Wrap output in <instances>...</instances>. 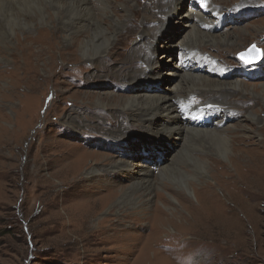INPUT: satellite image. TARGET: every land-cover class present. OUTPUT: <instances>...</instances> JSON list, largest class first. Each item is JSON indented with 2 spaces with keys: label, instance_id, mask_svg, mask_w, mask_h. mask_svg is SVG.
<instances>
[{
  "label": "rangeland",
  "instance_id": "rangeland-1",
  "mask_svg": "<svg viewBox=\"0 0 264 264\" xmlns=\"http://www.w3.org/2000/svg\"><path fill=\"white\" fill-rule=\"evenodd\" d=\"M44 1V9L33 7L22 12L33 18L44 15L52 27L58 22L57 4ZM136 3L131 5L135 8ZM122 5L120 1L117 11L125 17L131 15L130 10L122 11ZM174 6L171 2L165 7L149 5V13L139 22L147 17L158 19L159 31L134 35L135 47L149 41L162 45L173 39L176 43L196 42L203 56L211 59L210 68L196 66L191 59L193 75L180 70L178 76L137 78L135 69L146 70V64L139 62V68L136 64L132 68L127 60L128 56L132 60L130 54L102 69L90 65L77 49L63 54L57 51L51 71L45 67L47 60H42L26 72L10 67L5 73L0 84L10 91H6L7 100L0 99L9 118L0 133V264H264V167H256L260 172L247 179H214L212 174L226 168L219 163L215 170L212 159L229 163L231 143L227 154L221 152L222 141L205 133H189L185 142L173 135L152 144V139L140 135L145 128L129 117L123 125L111 124L113 112L129 108H122L129 94L173 95L177 85L187 81L191 101L197 104L203 103L209 92L235 90L236 96L226 101H212L234 115L228 130L235 127L239 133L240 126L247 127L248 137L240 139L241 147H259L264 136L259 128L264 127V120L253 125L243 112L231 109L248 106L264 119V0H183L179 11L186 15L185 20L166 26ZM61 10L64 15L72 11L70 7ZM199 13L206 16L205 30L212 32V38L193 34L191 24ZM41 19L34 21L33 34L37 26L44 25ZM16 28L10 44L0 32L1 70L12 61L17 35L23 37L27 32ZM162 29L166 32L159 35ZM60 40L66 43L63 37ZM230 45L235 46L228 48ZM252 45L263 54L255 64L246 56ZM173 53L179 62L185 55L179 46ZM155 55L160 61L167 59L161 58L162 50ZM236 82L244 86L235 88L232 84ZM217 119L210 117L199 124H213ZM122 128L123 134L128 133L125 140L116 135ZM238 135L244 134L241 131ZM104 154L107 158L96 162L97 155ZM80 156L89 157L85 169L99 163L109 169L110 176L70 174L72 161ZM119 159L130 160L133 175H141L143 167L152 171L153 188L145 208L130 204L129 193L135 192L131 178L111 164ZM156 163H164L166 168L160 169ZM120 188L124 190L105 207L92 210L90 217L81 208ZM179 193L187 196L194 208H182L180 203L190 204ZM160 194L168 199H163L166 204L159 200ZM200 201L211 210H204ZM157 205L174 218L171 223H166V215Z\"/></svg>",
  "mask_w": 264,
  "mask_h": 264
},
{
  "label": "bare ground",
  "instance_id": "bare-ground-1",
  "mask_svg": "<svg viewBox=\"0 0 264 264\" xmlns=\"http://www.w3.org/2000/svg\"><path fill=\"white\" fill-rule=\"evenodd\" d=\"M53 1L57 4L56 14H58V22L54 23L52 27H49V19L43 17V14V16L38 15L36 18H33L25 16V13L22 12L33 7H37L39 10H41V8L44 9V0H0V32L3 34L6 43H11V36L17 32L16 27H22L27 30L23 37L17 35V44L14 47V51L11 53L12 61L10 64H7L4 69H0V83L5 78V73L11 70L10 67L20 68L26 72L28 67H37L40 61L47 60L45 62V67L47 70L50 68L51 71L52 66L55 64L57 51L63 54L68 50L76 51L77 49L80 50L84 57H86V61H89L90 65L102 69L110 68L123 60L127 54H130L132 60H130V56H128L127 60L131 62L132 68L135 64L136 67L139 68V62L143 65L146 64V70L135 69L134 76L137 78H144L147 75L156 78H163L167 75L178 76L180 75V70H184L188 75H193L192 72H190L192 66L189 61L191 59L193 62L198 63L196 66L206 65L210 68L212 65L211 59L203 56L205 53L200 50V47H197L196 42L185 43L183 41L176 43L173 39L168 40L166 44L164 43L162 45H153V43L150 44L149 41L148 43L143 42L135 47L136 42L134 41V35L139 34L142 36L144 31L153 35L157 34L159 31L158 19L154 20L152 17H147L146 19L142 18V21L139 22L141 16H147V13H149V5L158 3L165 7L170 2L175 3L173 14L170 15L166 22V26H169L171 22L177 21L181 23L185 20L184 18L186 15L179 11L182 7L183 0H146L147 3L145 5L140 4L138 2L139 0ZM120 1L123 3V7H120L122 8V11L130 10L131 15L125 17L124 14H120L117 11ZM133 1H137L135 8L131 5ZM64 7H70V10L72 11H66L67 15H64V12L61 10ZM48 10L50 9H46V12ZM20 11L24 15L21 14ZM41 17L43 18L44 25L37 26L35 34H33L32 28L35 25L34 21H41ZM204 20H206V16L200 13L197 14L196 22L191 24V28H193L192 31H194L193 34H196L197 36L211 37L213 34H211L212 32L205 30L207 24L205 25ZM147 27L150 29H147ZM165 32L166 29H162L159 35H162ZM61 37L65 39V44L60 40ZM227 40H231V38L225 39V41ZM235 45H230L228 48H233ZM178 46L181 47L185 53L180 62L175 59L176 55L173 53ZM160 50L163 51L161 58L167 57L164 61H160L161 59L158 60L156 58L155 54ZM132 52L136 55H132ZM81 62L85 65V61ZM125 62L127 61L125 60ZM181 77L183 76L181 75ZM190 85L191 84L187 81L183 82L180 86L177 85V90H174L175 94L173 95H160L156 93L142 94L135 91L123 99V103L121 102L122 108L125 109L129 106L128 109L124 111L121 110L120 113L113 112L115 119L111 124L114 126L117 124L123 125L124 118L129 117L140 127L145 128L140 135L152 139V144L163 142L164 139H171V136L173 135H176L181 141L185 142L187 134L189 133H205L208 137H216V139L222 141L223 146L221 147V152H224L225 154L229 152V143H231L232 153L229 163L225 164L218 159H212L211 164L214 166L215 170L219 167V163L222 168H226L222 170V173L217 171L212 174V178L219 179L220 177L228 176L229 178L232 177V179H247L257 175L260 172L258 171V168L264 167V136L258 142L259 147L257 146L256 149H245L244 147H241L240 139L245 140V138L248 137L247 127L240 126L241 128H239L244 135H238L241 131L238 133V128L235 127L232 128V130H228L229 121L234 115L219 103L224 112L221 113L219 104H215L216 101H212L214 98H218L222 100V102L226 101L229 97L235 95V90L209 92L205 101L201 104H197L191 101L192 93ZM232 86L237 88V86L241 87L244 85L243 83L236 82V84H232ZM232 86L228 85L227 87L230 88ZM6 91L9 92L10 89L8 87L3 89L0 84V99L3 101L7 100L5 98L7 96ZM142 97L145 98V101L140 100ZM3 109L4 105L0 103V133L4 130L3 122H6L5 119H9L3 112ZM231 110L232 112L235 111V113L243 112L253 125H257L264 120L261 118L262 115L261 117H258V115L253 112L254 110L249 109L248 106L246 107L242 105ZM215 116H217L218 119L213 124H199L202 120L206 121L208 118H214ZM123 128L121 129V132L116 134L121 140H125V137L128 135V133L123 134L125 131ZM261 128L264 130V127L262 126L259 128L260 131ZM111 132H116V130ZM258 134L260 133L258 132ZM87 157L88 156H80L74 159L72 161L73 165L71 164L72 166L70 167V163H68L66 167H69L68 172H70V174L72 172L76 174L81 173L84 174L86 178L97 177L106 179V177L110 176V173H108L109 169L101 168L99 163H95L85 169V161ZM106 158L107 154L97 155L95 160L96 162H99ZM200 161L203 163L204 159H201ZM111 164L114 165L113 167L117 169V172H124L129 178H131L130 186L133 187L135 192H130V196L128 195L130 197V204H132L133 207L145 208V204L150 200L149 196L151 189L153 188L154 181L152 179V171L143 167L140 170L141 175H133L132 170L134 169L128 159L112 160ZM156 165L159 166L158 163H156ZM160 165L161 166L159 167L162 169L165 164L162 163ZM139 166L142 167L145 165L140 163ZM165 168L166 167L163 169ZM204 168H206V166ZM108 185L109 183L107 186ZM208 186L212 185L209 183ZM123 190V188L114 189L94 201L93 204H87L88 202L84 203V207L81 206V208L85 209L87 216L90 217L92 210L98 209L99 206L105 207ZM141 190L144 191L141 194H137L136 191ZM178 195L182 197L185 202L190 204L187 196L183 193H179ZM195 195L198 198L196 190ZM159 198L163 204H166L165 201L168 199L165 198V196L160 194ZM163 199H165V201H163ZM180 204L182 208L189 210L194 208L191 204L189 206L184 205L183 203ZM200 205L201 207L204 206L201 201ZM156 208L161 210L162 215H166V217L163 218L166 223H171L172 220H174V218H170L169 213L167 214V210L163 207L157 205ZM206 208L211 210L210 206L206 205L203 207L204 210H206ZM173 213L175 214V211ZM173 213L172 216L174 217Z\"/></svg>",
  "mask_w": 264,
  "mask_h": 264
},
{
  "label": "water",
  "instance_id": "water-1",
  "mask_svg": "<svg viewBox=\"0 0 264 264\" xmlns=\"http://www.w3.org/2000/svg\"><path fill=\"white\" fill-rule=\"evenodd\" d=\"M253 46H255V48H253ZM246 56L251 64H255L262 59L263 54L261 49L257 48L256 45H252L250 46L249 53H247Z\"/></svg>",
  "mask_w": 264,
  "mask_h": 264
},
{
  "label": "snow or ice",
  "instance_id": "snow-or-ice-1",
  "mask_svg": "<svg viewBox=\"0 0 264 264\" xmlns=\"http://www.w3.org/2000/svg\"><path fill=\"white\" fill-rule=\"evenodd\" d=\"M253 48H255V46H253ZM241 58L245 59L246 58L245 54H241Z\"/></svg>",
  "mask_w": 264,
  "mask_h": 264
}]
</instances>
